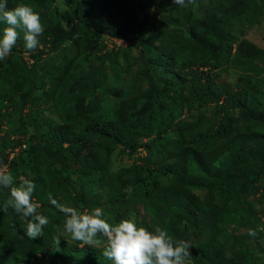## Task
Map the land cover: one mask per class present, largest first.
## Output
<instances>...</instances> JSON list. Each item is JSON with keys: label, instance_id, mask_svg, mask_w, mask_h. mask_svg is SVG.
I'll return each mask as SVG.
<instances>
[{"label": "trees", "instance_id": "trees-1", "mask_svg": "<svg viewBox=\"0 0 264 264\" xmlns=\"http://www.w3.org/2000/svg\"><path fill=\"white\" fill-rule=\"evenodd\" d=\"M67 2L0 0V264H264V0Z\"/></svg>", "mask_w": 264, "mask_h": 264}, {"label": "rangeland", "instance_id": "rangeland-1", "mask_svg": "<svg viewBox=\"0 0 264 264\" xmlns=\"http://www.w3.org/2000/svg\"><path fill=\"white\" fill-rule=\"evenodd\" d=\"M196 1L197 0H193L194 6L196 5ZM262 1L263 0H260V2H262ZM171 2L172 3L173 2L180 3L181 0H171ZM54 3L62 10L69 7L67 0H54ZM206 3H207V0H198V12H197V14H200L203 11L204 7L206 6ZM159 12H162V9L159 8ZM35 34L36 33H34L33 35H29L26 38L27 46H30L32 44H38L39 45L38 35H35ZM244 38H247L248 40L252 41L253 43H255L256 45H258L259 47H261L264 50V22L260 21V23L258 25L249 28L246 31ZM103 41L107 44L108 48H112L115 45H119V43H112V46H111V44H109L106 37L103 38ZM27 52H29V51H27ZM24 56H25L26 60L29 58L28 53L24 52ZM260 62L262 64H264V54L261 55ZM236 77H237L236 71L232 68H229L228 71H226V72L218 73V75H215L216 80L221 81L223 83H227L230 86L234 85ZM43 109H44L45 115L50 116V117H56L57 116V113H58L57 108H55V110H54V107H52L50 104H44ZM52 110H54V111H52ZM115 154H116L115 155V164L113 167L114 169H116L117 167H121V166H129L130 164L135 162L136 156H137V154L132 155V156L123 155L120 151H117ZM197 193L200 197H203L204 191H197ZM252 199H254V198H252ZM253 202L255 203L257 209L260 210L262 208V205L257 202L256 197L253 200ZM137 210L140 213H142L141 201H139V203H138ZM263 220H264V217H263ZM134 225H135L134 214H130L129 218L125 222V230H128L129 234L125 235V237H123L121 240H119L121 237L116 239L113 235L111 238V234H110L109 235L110 239L108 240V242H111L114 245L116 244V246L121 251H123L124 253L131 255V256L137 254L135 245L138 243V241L141 240L140 237H136V234L133 231ZM235 230H236L235 228H233V227L231 228L232 232H234ZM263 236H264V234H263ZM88 240H90V239H88ZM262 248H264V237H263V242H262ZM140 249H141V245H139V247H138L139 252H140ZM263 258H264V256H263Z\"/></svg>", "mask_w": 264, "mask_h": 264}, {"label": "clouds", "instance_id": "clouds-1", "mask_svg": "<svg viewBox=\"0 0 264 264\" xmlns=\"http://www.w3.org/2000/svg\"><path fill=\"white\" fill-rule=\"evenodd\" d=\"M108 42H109V44H111V46H112V43H121L122 42V40H119V39H114V38H111V39H109L108 40ZM140 149V148H139ZM143 153V154H142ZM13 154V153H12ZM12 154H11V156H12ZM136 155V154H135ZM137 155H144V151H141V152H139V154L137 153ZM111 234V238H112V232H109V235Z\"/></svg>", "mask_w": 264, "mask_h": 264}, {"label": "water", "instance_id": "water-1", "mask_svg": "<svg viewBox=\"0 0 264 264\" xmlns=\"http://www.w3.org/2000/svg\"><path fill=\"white\" fill-rule=\"evenodd\" d=\"M192 251L194 252L195 255H197V251L195 250V248H192Z\"/></svg>", "mask_w": 264, "mask_h": 264}]
</instances>
